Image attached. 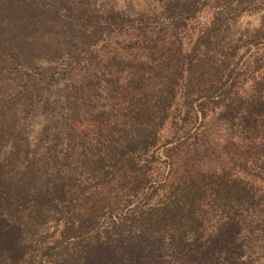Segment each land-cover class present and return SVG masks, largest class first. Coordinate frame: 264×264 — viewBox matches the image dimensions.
<instances>
[{"label": "trees", "instance_id": "obj_1", "mask_svg": "<svg viewBox=\"0 0 264 264\" xmlns=\"http://www.w3.org/2000/svg\"><path fill=\"white\" fill-rule=\"evenodd\" d=\"M176 5L177 18L190 13ZM62 7L61 0H0V25L61 33L58 49L39 47L56 54L53 66L13 60L0 68V264H92L100 250L134 236L264 264V160L242 173H200L161 193L147 188L88 219L72 212L125 162L148 170L164 127L180 123L177 136L204 117L202 106L235 70L232 58L209 48V35L190 53L108 50L132 29L127 16ZM256 68L255 91L264 88V60ZM177 99L183 115L172 117Z\"/></svg>", "mask_w": 264, "mask_h": 264}, {"label": "rangeland", "instance_id": "obj_2", "mask_svg": "<svg viewBox=\"0 0 264 264\" xmlns=\"http://www.w3.org/2000/svg\"><path fill=\"white\" fill-rule=\"evenodd\" d=\"M61 2L62 8L69 12H77L80 7L106 13L119 11L131 20L132 29L124 30L115 38V42L107 44L105 47L108 50H123L133 54L149 50L160 55L167 48L178 47L190 53L199 46L203 37L209 35L212 37L209 48L217 51L221 60L232 58V68L235 70L228 86L212 95L202 106L204 117L200 116L195 124H188L177 136H174V132L180 123L178 126L168 123L164 127L160 133L162 145L154 152L155 161L149 164L148 170L141 163L127 161L115 172L106 189L73 203L71 210L79 219L120 209L126 199H131L136 193L140 194L150 187L161 193L170 185L187 181L200 173H242L264 160V88L255 91L252 86L259 78L256 67H260L264 60V0ZM177 2L188 5L190 13L177 18L175 12L180 8V5H176ZM4 24L0 25V68L6 67L8 63L13 64V60L27 68H47L56 63L53 61L56 57L54 52L39 47L44 43L49 50H54L55 47L58 49V37L61 33L49 34L44 28L33 30L16 27L13 21ZM21 41L22 46L21 43L18 44ZM200 49L205 50L203 46ZM19 51H24L22 59ZM227 91L230 92L227 94ZM200 102L198 99L194 105ZM182 107L183 101L177 99L176 111L172 113V117L182 116ZM202 254L203 252L191 251L189 248L177 249L166 241L134 236L112 248L100 250L92 264L243 262L235 256L220 260L216 257L213 260L210 254L206 257L201 256Z\"/></svg>", "mask_w": 264, "mask_h": 264}]
</instances>
